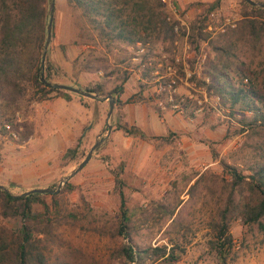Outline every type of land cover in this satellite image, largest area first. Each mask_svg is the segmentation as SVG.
Listing matches in <instances>:
<instances>
[{"label": "rangeland", "instance_id": "obj_1", "mask_svg": "<svg viewBox=\"0 0 264 264\" xmlns=\"http://www.w3.org/2000/svg\"><path fill=\"white\" fill-rule=\"evenodd\" d=\"M243 1L164 0L166 12L177 21L173 43L107 52L89 42L82 53L87 45L79 43L78 12L66 0H54L46 53L50 81L121 86L125 102L117 105L114 99L109 118L108 99L50 91L46 99L22 100L7 114L3 124L11 123L17 138L0 125V183L12 194L56 189L102 139L87 164L56 193L60 212L58 241L50 244L53 264H264V218L246 223L238 211L243 203H255L256 196L247 184L236 183L228 168L245 175L264 165V127L247 124L253 118L249 110L232 113L207 73L213 55L209 41L236 28L242 14L250 12ZM250 14L264 24V12ZM194 23L207 35L205 41L187 37ZM236 53L234 84L264 94V30L256 48L241 42ZM87 58L88 68H82ZM175 98L181 104L169 105ZM120 191L128 216L124 234L117 231ZM37 194L32 212L42 215L52 196ZM230 200L233 247L222 260L208 240L211 222ZM1 222L16 230L22 225L18 216ZM130 244L133 260L122 250ZM172 244L185 248L176 261L138 254L147 246Z\"/></svg>", "mask_w": 264, "mask_h": 264}, {"label": "trees", "instance_id": "obj_2", "mask_svg": "<svg viewBox=\"0 0 264 264\" xmlns=\"http://www.w3.org/2000/svg\"><path fill=\"white\" fill-rule=\"evenodd\" d=\"M66 1L78 12L81 20L79 43L87 45L82 53L88 51L89 42L100 44L109 52L115 48L126 50L128 47H148L151 43H173L178 37L174 30L177 21L168 15L162 0ZM243 3L250 12L245 11L242 14L243 18L236 28L209 41L213 55L209 60L207 73L215 93L221 96L224 103L232 109V113L244 114V111L249 110L253 118L251 124H247L253 128L264 127V94L253 88H245L244 85L236 86L233 82V77H236L233 64L239 58L236 53L238 45L241 42L250 43L256 48L264 30V24L256 21L255 16L250 14H261L264 8L253 6L247 0ZM48 16V0H0V125H3L7 114L14 113V109L22 100L46 99L50 91L64 92L62 89L45 86L40 81L42 74L47 80H51L52 64L48 54L45 65L41 66ZM191 29L192 33L187 37L192 42L195 36L200 40L207 39L200 26L194 23ZM138 44L141 46H137ZM88 63L87 58L82 61L81 67L88 68ZM108 66L106 63L102 68ZM128 77L126 75L123 81ZM68 85L80 87L76 83ZM163 86L166 87V83ZM81 88L99 96L111 94L117 105L125 102L120 98L121 86L106 89L101 82ZM174 104L181 103L175 98L172 103L169 102V105ZM235 107L237 111L234 110ZM157 115L161 117L159 110ZM228 168L234 181L247 184L250 192L256 196L255 203L247 202L238 206L240 216L246 223L261 222L264 218V165H255L251 168V174L245 175L238 173L234 167ZM49 194L52 196L51 205L45 207V213L42 215H34L33 199L38 197L37 193L19 196L0 190V264H53L51 257L54 249L50 244L58 241L56 223L60 209L58 194ZM120 197L121 219L117 231L124 234L127 225H124L123 221L127 220L128 216L121 191ZM232 203L230 200L228 206L218 212V218L211 222L213 236L208 240V246L222 260L225 259V252L233 247L229 231ZM13 216H18L22 222L17 230L1 222V219ZM95 230L104 232V229L99 227ZM133 248V244L122 248L132 260ZM184 251V246L172 244L169 247L147 246L139 249L138 254L150 257L153 261L164 256L168 261H176Z\"/></svg>", "mask_w": 264, "mask_h": 264}, {"label": "water", "instance_id": "obj_3", "mask_svg": "<svg viewBox=\"0 0 264 264\" xmlns=\"http://www.w3.org/2000/svg\"><path fill=\"white\" fill-rule=\"evenodd\" d=\"M247 2L253 6H259L264 8V1H260V0H247ZM53 10H54V0H51L49 3V16H48V22H47V26H46V39H45V43H44V47H43V51H42V55H41V66H44L45 63V57H46V53L48 50V46L51 40V32H52V23H53ZM40 81L44 83L45 86H49V87H53L56 89H62V90H67V91H71L77 94H80L82 96H86L92 99H98L101 98L103 100L108 99V104H109V108H108V117H111V113L114 107V97L111 94L105 95V96H99L97 94L91 93L88 90H85L81 87H76L73 85H68V84H64V83H60V82H52L50 80H47L44 75L42 74L40 76ZM107 132L109 133L110 129H111V124L107 125ZM102 139H98L94 142V144L91 146V148L89 149V151L87 152L86 156L84 157V159L75 167L71 170V172L65 176H63L61 178L60 184L58 185V187L56 189H53L52 187H36V188H31L23 193L20 194H13V195H29V194H33V193H57L60 189V187L65 184L68 179H70L72 176H74L78 171H80L86 164L87 162L91 159L93 153L100 147ZM0 190L5 191L9 194H12L11 191L3 184L0 183Z\"/></svg>", "mask_w": 264, "mask_h": 264}, {"label": "built area", "instance_id": "obj_4", "mask_svg": "<svg viewBox=\"0 0 264 264\" xmlns=\"http://www.w3.org/2000/svg\"><path fill=\"white\" fill-rule=\"evenodd\" d=\"M162 1H164V0H162ZM173 10H174V8H173ZM174 30L177 31V25H175ZM138 45H140V44H138ZM140 46H141V45H140ZM144 47H145V46H144ZM144 47L141 46L139 49H143ZM169 96L172 98V97H173V94H169ZM174 105H176V104H174ZM3 129H4V131L7 132L12 138H17L18 131H16V130L12 127L11 123H4V124H3Z\"/></svg>", "mask_w": 264, "mask_h": 264}, {"label": "crops", "instance_id": "obj_5", "mask_svg": "<svg viewBox=\"0 0 264 264\" xmlns=\"http://www.w3.org/2000/svg\"><path fill=\"white\" fill-rule=\"evenodd\" d=\"M121 98V97H120ZM122 99V98H121ZM142 111H140L138 114L140 115ZM143 114V113H142Z\"/></svg>", "mask_w": 264, "mask_h": 264}]
</instances>
